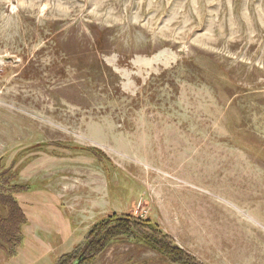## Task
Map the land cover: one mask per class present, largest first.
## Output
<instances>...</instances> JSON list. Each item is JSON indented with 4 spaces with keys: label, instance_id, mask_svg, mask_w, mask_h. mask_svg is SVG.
I'll return each mask as SVG.
<instances>
[{
    "label": "rangeland",
    "instance_id": "obj_1",
    "mask_svg": "<svg viewBox=\"0 0 264 264\" xmlns=\"http://www.w3.org/2000/svg\"><path fill=\"white\" fill-rule=\"evenodd\" d=\"M0 185V264H264V0H0Z\"/></svg>",
    "mask_w": 264,
    "mask_h": 264
},
{
    "label": "trees",
    "instance_id": "obj_2",
    "mask_svg": "<svg viewBox=\"0 0 264 264\" xmlns=\"http://www.w3.org/2000/svg\"><path fill=\"white\" fill-rule=\"evenodd\" d=\"M18 189V187L10 188L9 186L0 185V207L6 211L4 217L0 214V251L8 255H12L15 247L21 243L20 230L26 221L22 209L12 197V191L16 193ZM127 220H129L130 224L125 226L124 222ZM112 222L113 220L109 218L95 226L88 234L86 241L80 246V248L85 250L87 257L94 258L100 255L112 241L126 237L157 247L158 249H154L160 253L172 256L178 262H181L183 257H186L181 250L174 247L171 242H167L165 238L143 237L141 225L135 222L134 219H130V217L117 220V222H114L116 225L114 223L112 225ZM80 248H76L72 254L63 256L57 264H64L66 261L68 263Z\"/></svg>",
    "mask_w": 264,
    "mask_h": 264
},
{
    "label": "crops",
    "instance_id": "obj_3",
    "mask_svg": "<svg viewBox=\"0 0 264 264\" xmlns=\"http://www.w3.org/2000/svg\"><path fill=\"white\" fill-rule=\"evenodd\" d=\"M28 260H29V258H28Z\"/></svg>",
    "mask_w": 264,
    "mask_h": 264
}]
</instances>
